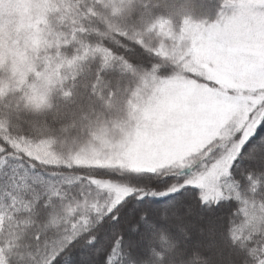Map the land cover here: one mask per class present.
<instances>
[{"label":"snow or ice","instance_id":"snow-or-ice-1","mask_svg":"<svg viewBox=\"0 0 264 264\" xmlns=\"http://www.w3.org/2000/svg\"><path fill=\"white\" fill-rule=\"evenodd\" d=\"M0 264H264V0H0Z\"/></svg>","mask_w":264,"mask_h":264}]
</instances>
